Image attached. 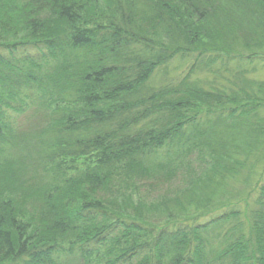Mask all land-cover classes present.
Listing matches in <instances>:
<instances>
[{
	"label": "trees",
	"instance_id": "obj_1",
	"mask_svg": "<svg viewBox=\"0 0 264 264\" xmlns=\"http://www.w3.org/2000/svg\"><path fill=\"white\" fill-rule=\"evenodd\" d=\"M235 58L264 0H0V264H264V84L191 80Z\"/></svg>",
	"mask_w": 264,
	"mask_h": 264
},
{
	"label": "rangeland",
	"instance_id": "obj_2",
	"mask_svg": "<svg viewBox=\"0 0 264 264\" xmlns=\"http://www.w3.org/2000/svg\"><path fill=\"white\" fill-rule=\"evenodd\" d=\"M185 67L186 64L180 65L179 61L174 62L173 65L169 68L168 73L166 76H163L158 82H166L167 79L170 80L174 77H179V74H182L185 72ZM214 72L211 70H196V72L192 75L191 80L192 82H197L198 86H202L205 89L212 91V92H225L226 95L232 97V95H236L239 92H242L241 86L242 83L240 82L241 78H245L248 81H252L254 83H260L264 84V62H244L241 63L240 61H237L235 59H231L227 65H223L222 61H218L213 68ZM249 92V94L253 93L251 91L249 85H245ZM262 86V85H261ZM258 88V87H257ZM257 88L255 91L258 93ZM243 96V95H241ZM262 104H264L262 102ZM259 117L264 118V105L259 108L258 110ZM31 112H26L22 116H20L19 121L23 124V126H32L33 124L36 123V121H31L30 118ZM193 156L192 158L185 159L188 161H185V164L189 163L190 165H186L185 168L183 169V176L181 178H176L174 179L171 183L165 185L162 189L158 190H163L164 192H170L174 191L176 187L180 186L179 184L185 180L188 179V176H191L194 174L193 172L191 173V166L195 165L193 167V171H201L202 172L205 169V166H207V160L206 158L200 157V158H195ZM264 158V157H263ZM184 159V158H183ZM260 159V158H259ZM254 160H257L256 157L254 159H251V162ZM96 161V158L94 157H89V158H80L76 159L73 163H71V159H68L70 172H75L76 168L83 169L88 165L94 164ZM263 163L258 164L256 167V171L259 173L261 172V169L263 167ZM190 166V168H189ZM199 172V173H200ZM195 175V174H194ZM196 176L189 178L194 179ZM68 262L69 264H77L75 263L72 258L68 257Z\"/></svg>",
	"mask_w": 264,
	"mask_h": 264
}]
</instances>
